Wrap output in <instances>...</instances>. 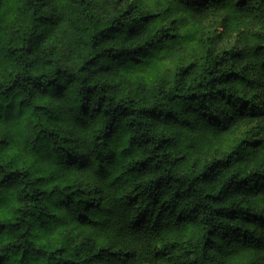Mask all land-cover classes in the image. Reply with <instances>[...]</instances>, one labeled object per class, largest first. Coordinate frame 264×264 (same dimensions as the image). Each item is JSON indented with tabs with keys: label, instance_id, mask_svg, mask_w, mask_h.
Listing matches in <instances>:
<instances>
[{
	"label": "clouds",
	"instance_id": "obj_1",
	"mask_svg": "<svg viewBox=\"0 0 264 264\" xmlns=\"http://www.w3.org/2000/svg\"><path fill=\"white\" fill-rule=\"evenodd\" d=\"M0 264H264V0H0Z\"/></svg>",
	"mask_w": 264,
	"mask_h": 264
}]
</instances>
